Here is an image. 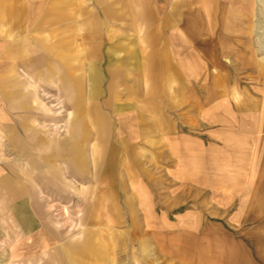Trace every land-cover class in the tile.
I'll use <instances>...</instances> for the list:
<instances>
[{
    "label": "crops",
    "instance_id": "crops-1",
    "mask_svg": "<svg viewBox=\"0 0 264 264\" xmlns=\"http://www.w3.org/2000/svg\"><path fill=\"white\" fill-rule=\"evenodd\" d=\"M221 1L92 0L86 7L84 0H0V130L17 159L10 168L2 165L0 182L13 202L21 203L19 178L28 179L30 189L39 179L63 190L74 177L95 197L89 222L153 228L158 233L150 239L166 244L173 257L179 236L169 211L177 200L159 208L167 203L158 197L162 186L166 196L181 185L198 186L213 188L221 204L239 193L256 202L264 172L260 176L254 160V133L228 129L227 109L202 113L198 133L183 129L192 114L185 101L196 92L189 84L195 88L200 80L195 36L212 31L180 26V20L202 7L217 16L227 10ZM252 2L258 7L259 0ZM116 20L124 26L112 27ZM31 83H59L61 96L76 100L65 138L52 140L31 123ZM234 242L212 264H260L249 247Z\"/></svg>",
    "mask_w": 264,
    "mask_h": 264
},
{
    "label": "rangeland",
    "instance_id": "rangeland-1",
    "mask_svg": "<svg viewBox=\"0 0 264 264\" xmlns=\"http://www.w3.org/2000/svg\"><path fill=\"white\" fill-rule=\"evenodd\" d=\"M84 2L86 7L92 4V0ZM221 5L227 6V10L223 9L217 16L211 17L213 13L206 10L204 4L205 10L202 7L201 11H196L194 18L180 20V26L212 31L211 34L195 36L199 62L195 70L200 80L196 81L195 88L189 84L196 92L195 95L190 93L194 96L185 101V107H190L192 114L187 115L190 125H185L183 129L198 133L202 113L214 116L215 112L227 109L228 129H239L240 132L251 130L250 133H254L251 140L255 150H259L254 153V160H259L258 169L262 176L264 0H259L258 7L252 0H223ZM130 22L133 27L138 26L136 20ZM119 26L124 25L118 20L113 22L112 27ZM59 47V44H52L54 51H58ZM52 61L60 60L57 57ZM20 73L27 75L22 62ZM29 88L36 92V98L31 99L29 105V110L35 114L29 115L31 123L44 128L46 133L51 134L52 140L69 135L70 123L76 115V100L61 96L59 83H52L51 86L31 83ZM216 89L221 91V96L215 95ZM181 102L184 103V100ZM217 126L216 122L212 124V127ZM5 139L0 130V169L2 165L10 168L11 161L16 159ZM22 164L27 166V163ZM18 181L17 190L21 192L20 198L25 199V204H22V199L19 205L17 201L13 202V197L0 182V264H12V260L13 264H212L218 262L220 253H224L234 241L249 247L260 264H264L263 178L256 184L261 190L259 195H254L257 200L251 203L248 202L251 196L239 193L228 196L230 201L221 204V196L213 194V188L198 186L188 188L181 185L178 194L166 196L165 186H162L159 200H177L175 207L169 211V216L175 221L173 223L178 225L174 235L179 236V248L174 257L166 244H157L150 239L158 233L153 228L89 222L94 218L92 198L95 197L86 192L84 181L69 177L63 190L44 187L43 180L39 179L32 180L35 189L28 187L29 180L26 178H19ZM168 202L157 203V206L165 207ZM27 214H31L32 219ZM29 219L32 221L28 222ZM220 236H228L231 240L214 239ZM210 238H213L212 241ZM160 245L164 248L161 249Z\"/></svg>",
    "mask_w": 264,
    "mask_h": 264
}]
</instances>
